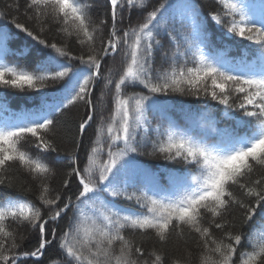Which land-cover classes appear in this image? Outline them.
<instances>
[{
  "label": "snow or ice",
  "instance_id": "snow-or-ice-1",
  "mask_svg": "<svg viewBox=\"0 0 264 264\" xmlns=\"http://www.w3.org/2000/svg\"><path fill=\"white\" fill-rule=\"evenodd\" d=\"M99 3L26 0L24 22L18 16L10 21L14 31L0 23V88L40 98L21 118L0 120V187L17 192L0 199V264H40L52 246L61 251L63 264H166L164 251L153 248L146 258L128 232L154 237L161 248L174 235L195 234L202 250L199 264H237L238 250L239 264H264V236L253 246L251 233L241 230L264 214V174L256 176L258 167L264 169V3L257 14L244 0H216L219 10L208 14L225 35L254 46L255 63L205 52L211 37L195 22L200 16L195 0L181 5L163 0L151 8L150 0H107L94 19ZM178 7L192 18L198 42L180 35L174 23L169 26V14ZM133 11L139 14L135 24ZM61 36L65 39L58 42ZM71 37L78 55L70 50ZM10 40L21 41L17 51L30 67L4 62ZM118 56L119 68L104 71ZM100 83V100L110 93L111 108L107 117L101 111L97 118L93 95ZM50 85L58 86L51 99L45 91ZM136 88L141 91H127ZM170 96L215 102L208 107L223 106L236 126L215 130L210 141L195 117L185 127L167 119L164 98ZM81 104L75 147L63 153L57 136L64 122L58 117ZM150 113L159 114L167 126L153 128ZM90 128L94 139L85 149ZM25 140L38 155L22 146ZM49 154H54L51 162ZM143 156L182 168L168 174L165 187L139 166L137 158ZM21 171L38 182L39 206L25 195L31 187L14 182ZM57 175L62 177L59 191L50 183ZM121 199L139 211L118 208ZM236 209L242 210L240 228L233 219ZM70 211L61 229L58 222ZM29 239L35 246L24 250Z\"/></svg>",
  "mask_w": 264,
  "mask_h": 264
},
{
  "label": "trees",
  "instance_id": "trees-1",
  "mask_svg": "<svg viewBox=\"0 0 264 264\" xmlns=\"http://www.w3.org/2000/svg\"><path fill=\"white\" fill-rule=\"evenodd\" d=\"M176 1V0H174ZM189 2V0H186ZM163 0H150L149 7L158 6L162 3ZM247 4V1L244 0ZM107 0H100L99 3V12L93 11V18L96 19L98 15L102 14L103 9L105 8ZM195 3L199 5L200 17L203 21L205 31H209L211 33V43L207 45L204 50L209 55L222 56L226 59L228 57H238L241 51L245 48L252 50L254 46L250 44L248 41H243L241 38L236 37L232 38L225 35V29L217 27L213 22L208 19V14L213 11L219 10V5L216 3V0H195ZM17 4L19 5V11L16 10ZM180 5V4H179ZM26 6V0H0V23L7 24L14 31V26L11 25L10 21L12 18L19 17L20 22H24L23 12ZM174 15V20L172 16ZM187 13L184 12L183 9L177 8L174 13L169 14V26L175 24L178 33L182 36H188L190 41L193 43L198 42L193 32V22L188 18ZM131 22L133 24L138 22L139 14L136 11H133L131 14ZM125 26H127V20L125 22ZM29 27H33V24L30 23ZM64 37H57L58 42H62ZM164 48L168 49L170 47L167 37H162ZM21 41L19 40H10L9 48L11 53V58L9 60L10 64H19L20 66H31L30 62L25 60L23 56L18 57L20 53L18 50ZM70 50L74 52V54H80V48L77 43H75V37L69 38ZM24 53H27L28 49H23ZM19 52V53H18ZM15 56V58H14ZM78 63V62H74ZM109 66L114 68H119L120 66V57H116L115 62L109 61L108 64L104 65V71L107 70ZM156 66H160V53H156ZM167 67V64L164 65ZM58 87L56 85H50L45 91L49 94V98L51 99V95L53 92V88ZM103 89V84L100 83L97 85L93 99L94 102L97 103L98 113L97 118L99 117L100 112L107 117L111 108V94H107L104 96L103 101L100 100V93ZM127 91H141L140 88L136 89H128ZM39 96H37L34 92H19L17 90L0 88V115L3 112L11 113L12 115L18 117L21 114H25L29 110H34L35 106L39 102ZM167 103V119L172 120L179 124L181 127H185L191 124L192 117H195L198 124L204 129L218 130L225 129V124L222 122L221 115V105H216L215 107H208L209 104L215 105V102L212 101H196L195 98L190 96H170L164 98ZM84 112L83 105L73 106L69 110H65L62 116L58 118L62 120L63 128L60 130L57 136V144L63 153L71 152L74 147V137L76 135L77 124L79 121V116ZM149 120L151 121L152 127L155 128L157 124H163L164 127L167 126L166 121L161 120L159 114H149ZM212 121H214V126L212 125ZM241 130V129H240ZM244 130V129H243ZM153 138L155 137V133L152 134ZM90 138L94 139L93 129H88L86 136L83 140L84 148H88L90 146ZM210 141L214 140L209 136ZM22 146L26 149H29L33 155H38V152L35 148H30V141L25 140L22 141ZM150 150V146L148 148ZM83 150L80 153L81 159H83ZM54 154H49L46 158L49 162L52 161V157ZM138 163L140 167H144L149 169L151 172L159 171L163 177H168L169 173L178 172L182 168L179 164H169L167 161L161 158H150L147 156L138 157ZM66 163V162H64ZM54 167L58 169H63V164H56ZM158 168H162V171ZM264 174V169L257 168L256 176H260ZM255 178V177H254ZM14 182L17 184H25L28 187H31L32 191L25 193L28 199L33 200L39 206V201L36 199L39 195V191L37 188V181H33L27 177L25 173L22 171L17 173L14 178ZM52 187L56 190H61L62 177L57 175L50 182ZM168 183L164 180L163 185H167ZM131 190V189H130ZM17 192L14 189H7L0 187V199L5 196H15ZM116 206L125 211H139L138 206L133 203L127 202L125 200H119L116 202ZM242 215V210L236 209L233 213V219L236 223L237 227L240 228V217ZM72 216V212L70 211L67 216L61 219L58 223L61 229L65 228L68 224V217ZM263 220V221H259ZM241 230L245 234L251 233V239L253 246L256 242H258L261 236H264V214L257 215L254 217L253 221L247 225H244ZM23 231V229H21ZM214 235L219 238L220 232L219 230L213 229ZM130 239L136 241L142 248L145 249V256L147 258V253L151 251L153 248L157 250H162L166 253L167 259L166 264H173V261H178L179 264H199V257L201 255V248L197 243V237L193 234L191 237L185 236H173L170 241L164 245L162 248L156 242L155 238L147 239L140 238L131 232L126 233ZM34 241L31 239L24 241V250H30L34 247ZM245 248H248V245H244ZM251 250V249H248ZM237 264L240 262V251L238 250L236 256ZM63 264L62 253L58 247L52 246L48 247L45 251L44 256L40 260V264ZM28 264H32L30 260Z\"/></svg>",
  "mask_w": 264,
  "mask_h": 264
},
{
  "label": "rangeland",
  "instance_id": "rangeland-1",
  "mask_svg": "<svg viewBox=\"0 0 264 264\" xmlns=\"http://www.w3.org/2000/svg\"><path fill=\"white\" fill-rule=\"evenodd\" d=\"M262 3H264V2H263V1H259V2H258V5H261ZM191 19H192V18H191Z\"/></svg>",
  "mask_w": 264,
  "mask_h": 264
}]
</instances>
